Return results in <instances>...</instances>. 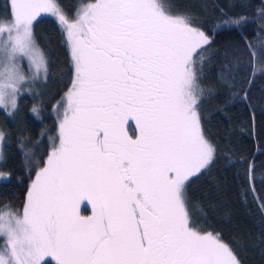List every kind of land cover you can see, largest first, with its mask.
Wrapping results in <instances>:
<instances>
[{"label":"snow or ice","instance_id":"obj_1","mask_svg":"<svg viewBox=\"0 0 264 264\" xmlns=\"http://www.w3.org/2000/svg\"><path fill=\"white\" fill-rule=\"evenodd\" d=\"M6 8L11 21L0 24V33H8L0 55L5 113L14 114L26 79L18 56L47 75L32 30L41 13H51L65 32L73 79L59 142L36 173L22 212L0 209V264H46L47 258L54 264H240L218 234L197 226L187 192L220 151L199 112L203 97L216 90L200 80L212 44L207 33L164 0H92L74 21L55 0H8ZM243 19L225 17V23ZM238 63L226 56L218 73L217 83L233 96L243 83ZM32 111L39 118L36 106ZM83 201L91 215L81 214Z\"/></svg>","mask_w":264,"mask_h":264},{"label":"trees","instance_id":"obj_2","mask_svg":"<svg viewBox=\"0 0 264 264\" xmlns=\"http://www.w3.org/2000/svg\"><path fill=\"white\" fill-rule=\"evenodd\" d=\"M72 18L92 0H55ZM172 11L190 15L212 40L200 73L202 87L215 85L200 103L203 131L219 148L215 164L191 178L188 198L193 219L205 232L218 234L234 250L240 264H264V0H164ZM8 0H0V22L11 19ZM227 18L243 17L238 25ZM33 39L46 57L47 75L38 88L27 86L17 97V108L7 115L0 108L2 159L0 209L11 205L22 212L28 189L43 167L58 127L56 105L69 90L73 63L62 27L41 16L32 24ZM226 56L238 61V83L232 89L217 83ZM200 67V57H197ZM255 73V74H253ZM249 85H251L249 89ZM243 89L244 91H241ZM247 99H244V92ZM38 108V116L33 114ZM135 124L130 121V135ZM252 179H249V170ZM254 181L255 193L252 191ZM83 215H86L85 213ZM46 264H54L46 260Z\"/></svg>","mask_w":264,"mask_h":264},{"label":"rangeland","instance_id":"obj_3","mask_svg":"<svg viewBox=\"0 0 264 264\" xmlns=\"http://www.w3.org/2000/svg\"><path fill=\"white\" fill-rule=\"evenodd\" d=\"M77 14H78V12H76L75 15L72 18H70L69 20L70 21H74L77 18ZM41 16L50 17V18L54 19L57 22V19L51 13H41L39 16L36 17V19L39 18V17H41ZM10 21H11V19L8 22H10ZM4 23L5 22H0V24H4ZM7 40H8V33L6 31L3 32V33H0V55H3L4 43ZM69 50H70V47H69ZM17 67H18V70L20 71V73L22 75H24L25 78H26L25 79V82H24V85L22 87V91H24L27 86L28 87L29 86H33L35 88H38L46 80V76H45L43 70L41 69L40 72L37 73L36 67L30 63V61H29V59L27 57L18 56L17 57ZM67 92L65 93V95H63V97L61 98V100L56 105V110H54V114H55L56 121H57V123H56L57 124V127L59 126V120H60V118H62L63 113H64V111H65V109L67 107V98H66ZM0 108H2V107H0ZM58 135H59V127H58L57 137L54 140L55 143H58L59 142L58 141ZM51 145H53L52 141H51ZM2 146H3L2 143H0V162H1V159H2ZM3 181L4 180H0V183L3 182ZM82 205L83 204L80 205V212L83 215L85 213L84 208H85L86 204H84L83 206ZM47 259L49 261L51 260L50 258H47Z\"/></svg>","mask_w":264,"mask_h":264},{"label":"flooded vegetation","instance_id":"obj_4","mask_svg":"<svg viewBox=\"0 0 264 264\" xmlns=\"http://www.w3.org/2000/svg\"><path fill=\"white\" fill-rule=\"evenodd\" d=\"M81 204H83V205L86 204L84 211L87 215H91V206L87 203V201H83V202H81Z\"/></svg>","mask_w":264,"mask_h":264}]
</instances>
